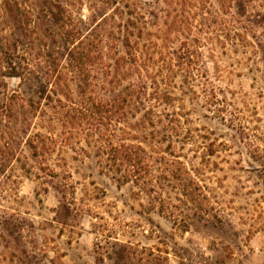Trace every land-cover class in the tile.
<instances>
[{
	"label": "rangeland",
	"instance_id": "374dc122",
	"mask_svg": "<svg viewBox=\"0 0 264 264\" xmlns=\"http://www.w3.org/2000/svg\"><path fill=\"white\" fill-rule=\"evenodd\" d=\"M15 1L30 11L20 18L28 37L6 10ZM234 1L62 0L103 50L91 76L107 98L128 78L117 72L126 50L116 25L141 17L138 55L158 116L129 120L119 138L181 166L193 184L185 196L162 170L157 194L100 173L98 121L63 117L80 99L38 0H0V46L18 41L11 61L40 58L49 71L15 78L0 50V264H264V0H244L242 16ZM183 42L194 75L175 66Z\"/></svg>",
	"mask_w": 264,
	"mask_h": 264
},
{
	"label": "trees",
	"instance_id": "16d2710c",
	"mask_svg": "<svg viewBox=\"0 0 264 264\" xmlns=\"http://www.w3.org/2000/svg\"><path fill=\"white\" fill-rule=\"evenodd\" d=\"M243 1H234L239 16L245 14ZM38 4V12L41 16L38 18H42V22L45 20L44 34L50 38L51 51L58 54L60 49L66 50L67 64L77 90V96L80 99L76 108L68 107L70 113L74 112V115L69 116L67 112L63 117L68 116L76 119V116H84L89 118V121L94 123L98 121L99 123V144L96 148L95 158L100 173L110 175L119 185L131 182L146 193L157 194L160 186L154 180L156 179L155 172L162 170L172 179H175L174 181L182 189L183 195H190L193 184L188 183L187 179L179 178L181 166H175L173 160L169 161L160 152L147 150L140 143L119 138L122 126L129 120L142 113L143 118H148V120H150L148 116L155 118L158 116L154 110L155 105L152 104V100L147 94L149 86L143 72L141 58L138 55L139 36L136 32L141 30V17L135 14H130L125 18L121 16L120 22L116 25V33L123 32L120 44L127 51L117 61V72H128V78L125 84L120 78L116 80L117 88L113 95L107 98L103 94L104 92L99 94L100 91H104L102 78L97 75L91 76V73H97L98 65L104 66L103 62L98 64V61H103V50L100 49L99 42L95 43L90 38L91 34L85 35L81 32L62 0H38ZM25 7V1L6 4V10L13 18L16 30L19 31L17 33L28 37L27 32L20 27V22L21 26L28 25L27 22L20 21L25 12H30ZM31 44L32 42H29V45ZM19 45L22 46L18 41H12L0 46L2 55L5 57L6 68L9 70L8 73L15 78H21L23 75L36 70L43 77H47L49 71L42 72L41 62L38 61L40 58L34 62L35 64L25 63V61H22L24 64L11 61L20 57L16 54ZM193 55L192 46L183 42L181 48L174 53L175 66L184 72L193 74L197 67V64L191 59ZM126 56H128L127 59ZM111 127L113 130L110 132ZM38 137L40 136L38 135ZM40 147L39 144L30 143V149L35 158L42 149ZM167 155L173 156L172 152H167ZM52 176L56 177L57 175L52 172ZM62 197L63 207H65L66 198L64 194ZM158 205L159 211H162V203L159 202Z\"/></svg>",
	"mask_w": 264,
	"mask_h": 264
}]
</instances>
